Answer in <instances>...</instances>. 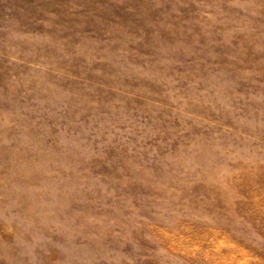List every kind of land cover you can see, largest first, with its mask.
I'll use <instances>...</instances> for the list:
<instances>
[{
	"label": "rangeland",
	"instance_id": "rangeland-1",
	"mask_svg": "<svg viewBox=\"0 0 264 264\" xmlns=\"http://www.w3.org/2000/svg\"><path fill=\"white\" fill-rule=\"evenodd\" d=\"M0 264H264V0H0Z\"/></svg>",
	"mask_w": 264,
	"mask_h": 264
}]
</instances>
